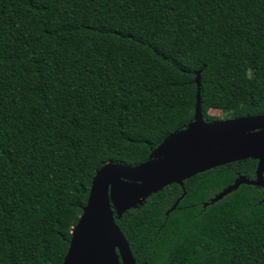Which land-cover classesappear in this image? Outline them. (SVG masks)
Instances as JSON below:
<instances>
[{"label": "trees", "instance_id": "trees-1", "mask_svg": "<svg viewBox=\"0 0 264 264\" xmlns=\"http://www.w3.org/2000/svg\"><path fill=\"white\" fill-rule=\"evenodd\" d=\"M264 115V0H0V264H62L105 164L145 162L193 119ZM144 151L142 157L138 150ZM248 159L115 222L136 264H264Z\"/></svg>", "mask_w": 264, "mask_h": 264}, {"label": "water", "instance_id": "water-1", "mask_svg": "<svg viewBox=\"0 0 264 264\" xmlns=\"http://www.w3.org/2000/svg\"><path fill=\"white\" fill-rule=\"evenodd\" d=\"M195 75L197 93L190 123L166 137L145 162L133 167L107 163L96 172L62 264H136L115 217L120 219L153 194L177 184L183 193L167 211L168 216L186 195L184 181L198 174L248 159L257 161L255 179L237 177L204 207L241 185L264 189V115L205 121L200 72Z\"/></svg>", "mask_w": 264, "mask_h": 264}, {"label": "rangeland", "instance_id": "rangeland-1", "mask_svg": "<svg viewBox=\"0 0 264 264\" xmlns=\"http://www.w3.org/2000/svg\"><path fill=\"white\" fill-rule=\"evenodd\" d=\"M208 114L210 116L216 117L218 120L219 119H222V120L228 119V118H226L225 114H223L221 111H218V110H210ZM138 153H139L140 157H142L144 155V151L141 149L138 150Z\"/></svg>", "mask_w": 264, "mask_h": 264}, {"label": "flooded vegetation", "instance_id": "flooded-vegetation-1", "mask_svg": "<svg viewBox=\"0 0 264 264\" xmlns=\"http://www.w3.org/2000/svg\"><path fill=\"white\" fill-rule=\"evenodd\" d=\"M256 166H257V161H256ZM255 170H256V168H255ZM253 179H255V171H254V178ZM253 179H251V180H253ZM260 188V187H259ZM261 190H262V195H263V192H264V189H262V188H260ZM263 199H264V195H263ZM262 199V200H263Z\"/></svg>", "mask_w": 264, "mask_h": 264}]
</instances>
